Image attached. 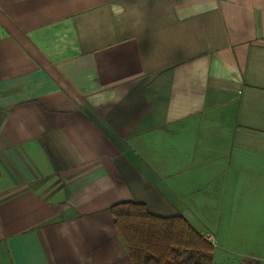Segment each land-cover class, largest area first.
<instances>
[{
	"label": "crops",
	"instance_id": "0c3cea01",
	"mask_svg": "<svg viewBox=\"0 0 264 264\" xmlns=\"http://www.w3.org/2000/svg\"><path fill=\"white\" fill-rule=\"evenodd\" d=\"M120 202L264 264V0H0V264H133Z\"/></svg>",
	"mask_w": 264,
	"mask_h": 264
},
{
	"label": "trees",
	"instance_id": "16d2710c",
	"mask_svg": "<svg viewBox=\"0 0 264 264\" xmlns=\"http://www.w3.org/2000/svg\"><path fill=\"white\" fill-rule=\"evenodd\" d=\"M133 264H212L214 245L183 216L152 215L146 205L109 208Z\"/></svg>",
	"mask_w": 264,
	"mask_h": 264
},
{
	"label": "rangeland",
	"instance_id": "374dc122",
	"mask_svg": "<svg viewBox=\"0 0 264 264\" xmlns=\"http://www.w3.org/2000/svg\"><path fill=\"white\" fill-rule=\"evenodd\" d=\"M224 226V225H223ZM239 227H236V231H237V229H238ZM240 229V228H239ZM261 229L263 230L264 228H260L257 232H256V234L257 235H261L263 232H261ZM234 231H235V229H234ZM226 233H227V229H226V227L224 226L223 227V233H222V235H226ZM221 235V236H222ZM236 236H240V230H238V232L236 233Z\"/></svg>",
	"mask_w": 264,
	"mask_h": 264
},
{
	"label": "built area",
	"instance_id": "2783aa9c",
	"mask_svg": "<svg viewBox=\"0 0 264 264\" xmlns=\"http://www.w3.org/2000/svg\"><path fill=\"white\" fill-rule=\"evenodd\" d=\"M203 235H204V237L206 239H208L210 242H212V244L215 243L214 240H213V238H212V236L209 233H204Z\"/></svg>",
	"mask_w": 264,
	"mask_h": 264
}]
</instances>
